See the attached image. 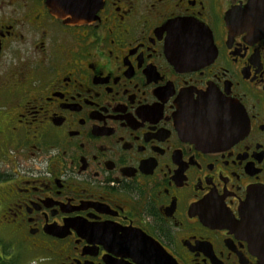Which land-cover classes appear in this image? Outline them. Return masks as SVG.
I'll list each match as a JSON object with an SVG mask.
<instances>
[{"label": "flooded vegetation", "instance_id": "flooded-vegetation-1", "mask_svg": "<svg viewBox=\"0 0 264 264\" xmlns=\"http://www.w3.org/2000/svg\"><path fill=\"white\" fill-rule=\"evenodd\" d=\"M247 1L0 0V264L256 262L232 225L264 200V34L226 20Z\"/></svg>", "mask_w": 264, "mask_h": 264}, {"label": "water", "instance_id": "water-1", "mask_svg": "<svg viewBox=\"0 0 264 264\" xmlns=\"http://www.w3.org/2000/svg\"><path fill=\"white\" fill-rule=\"evenodd\" d=\"M47 3L55 16L69 22H80L93 17L101 0H47ZM226 20L233 22V27L242 26L252 37L263 35L264 0H248L245 5L232 9ZM193 111H182L180 120L185 121V124H206L211 123L215 117L212 113ZM257 197L255 193L248 194L246 202L240 208L241 219L232 225L247 240L256 257L254 264H264V200Z\"/></svg>", "mask_w": 264, "mask_h": 264}]
</instances>
